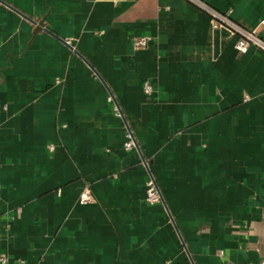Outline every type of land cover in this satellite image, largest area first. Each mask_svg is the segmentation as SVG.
<instances>
[{
	"label": "crops",
	"instance_id": "0c3cea01",
	"mask_svg": "<svg viewBox=\"0 0 264 264\" xmlns=\"http://www.w3.org/2000/svg\"><path fill=\"white\" fill-rule=\"evenodd\" d=\"M199 1L264 21V0ZM235 41L190 0H0V258L258 264L264 51Z\"/></svg>",
	"mask_w": 264,
	"mask_h": 264
},
{
	"label": "built area",
	"instance_id": "2783aa9c",
	"mask_svg": "<svg viewBox=\"0 0 264 264\" xmlns=\"http://www.w3.org/2000/svg\"><path fill=\"white\" fill-rule=\"evenodd\" d=\"M196 4H199L200 7L205 9L208 14L212 17V20L215 26H226L229 28L231 34L236 37L234 44L235 50L239 54H246L251 47H256L264 51V40L258 35V27L264 25V21H261L258 27L255 28H245L235 22H233L227 14L219 13L212 8L206 6L199 0H190ZM152 39L150 37H137L133 40V46L136 50L144 49L149 46ZM152 87L149 83L144 85V92L150 94ZM128 140L125 143V148L127 150L137 148V144L132 136L128 134ZM52 148V147H51ZM145 200L149 204H157L162 202V196L159 191L158 185L154 178L150 176L149 180L146 182V196ZM95 201L94 197L91 195L88 189L84 190L80 197L81 204H89ZM1 264H8L6 258H0ZM258 264H264V258H262Z\"/></svg>",
	"mask_w": 264,
	"mask_h": 264
},
{
	"label": "water",
	"instance_id": "95a60500",
	"mask_svg": "<svg viewBox=\"0 0 264 264\" xmlns=\"http://www.w3.org/2000/svg\"><path fill=\"white\" fill-rule=\"evenodd\" d=\"M66 43V42H65ZM71 47V46H70ZM72 48V47H71Z\"/></svg>",
	"mask_w": 264,
	"mask_h": 264
}]
</instances>
